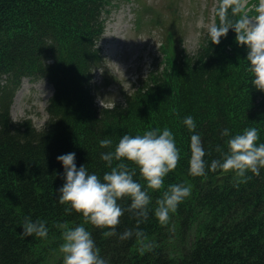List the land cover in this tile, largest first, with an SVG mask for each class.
Here are the masks:
<instances>
[{"label": "trees", "instance_id": "16d2710c", "mask_svg": "<svg viewBox=\"0 0 264 264\" xmlns=\"http://www.w3.org/2000/svg\"><path fill=\"white\" fill-rule=\"evenodd\" d=\"M114 1L134 0H0V264H62L60 225L81 223L109 264H264V168L259 175L249 172L238 186L231 171L190 174L191 133L182 122L192 115L209 162L220 156L217 145L227 149V137L220 136L225 127L231 134L255 127L258 142H264V91L252 86L246 47L237 45L230 28L218 44L210 37L204 40L189 59L172 52L169 30L160 45L161 71L150 72L123 103L99 108L91 82L92 71L102 64L95 45L104 31L101 16ZM243 1L231 0L225 22L256 14L248 7L256 0L233 14L232 7ZM221 3L214 25L221 23ZM23 79H46L54 88L41 130L29 120L13 122L8 114V99ZM164 127L173 133L179 158L161 188L148 189L150 207L169 184L191 185L190 195L167 222L150 212L136 225L125 211L117 235L105 237L107 229L86 223L75 211L64 212L56 198L63 183L57 155L75 152L77 167L85 164L102 176L110 168L100 153L114 149L123 134ZM103 138L112 144L102 147ZM133 178L145 185L138 170ZM129 202L120 201L125 208ZM25 216L46 220L47 237L20 235ZM134 227L143 229V243L151 247L135 238L118 239L125 228Z\"/></svg>", "mask_w": 264, "mask_h": 264}, {"label": "clouds", "instance_id": "9594fccd", "mask_svg": "<svg viewBox=\"0 0 264 264\" xmlns=\"http://www.w3.org/2000/svg\"><path fill=\"white\" fill-rule=\"evenodd\" d=\"M231 0H222L218 9L221 18L219 25L208 28L207 35L213 44H218L231 28L235 32L237 45L246 47L244 59L247 70L251 74L252 86L264 91V0H260L258 14L254 18L246 15L235 22H225L227 5ZM241 5L232 7L233 14L240 11ZM197 23H201L197 20ZM183 124L189 129L190 158L189 172L192 175L203 176L207 171L217 169L231 171L235 185L246 182L248 173L259 175L264 168V142H258L259 134L255 127H248L231 134L230 129H221L220 136L227 137V149L216 146L220 153L218 158L210 162L204 157L206 151L201 136L193 131L196 123L192 115L183 118ZM102 147L112 144L109 138L99 140ZM75 152L62 153L56 160L63 166V183L56 190L57 200L65 205L64 212L75 211L80 213L84 221L96 227L105 228V237L117 235L116 226L125 211L135 217L136 225L147 220L149 213L160 222H167L169 213L191 193V185L185 182L172 183L163 191L162 196L150 207L151 196L148 189H160L164 184V177L173 169L179 158L172 131L168 127L150 129L142 134H123L114 149L100 153V159L106 162L110 170L102 176L89 171L85 164L77 167ZM117 163L113 166V161ZM132 162L134 167H129ZM137 170L143 177L145 185L134 179ZM127 198L130 202L125 208L120 201ZM44 219L33 220L29 216L23 218L20 235L46 238L49 228ZM62 228V242L59 251L62 254V264H109V261L100 254V249L84 223L74 226L60 225ZM135 238L142 247H151V243L144 244L146 239L140 227L125 228L118 234V239Z\"/></svg>", "mask_w": 264, "mask_h": 264}, {"label": "rangeland", "instance_id": "374dc122", "mask_svg": "<svg viewBox=\"0 0 264 264\" xmlns=\"http://www.w3.org/2000/svg\"><path fill=\"white\" fill-rule=\"evenodd\" d=\"M220 1L134 0L121 1L118 5L114 1L110 11L101 16L104 31L95 45L102 63L91 74L97 107L123 103L125 96L144 82L150 72L161 71L164 48L160 49V45L165 42L169 30L173 32L168 38L172 52L189 59L195 57L204 40L209 38L208 28L214 25ZM247 1L244 0L241 7ZM250 4L257 6H248L256 9V14L247 16L251 19L258 14L260 0ZM53 91L46 79H23L7 102L11 120H29L41 130L48 119L46 107Z\"/></svg>", "mask_w": 264, "mask_h": 264}]
</instances>
